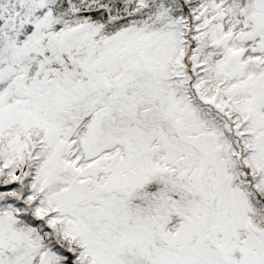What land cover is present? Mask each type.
<instances>
[{
	"label": "snow or ice",
	"instance_id": "snow-or-ice-1",
	"mask_svg": "<svg viewBox=\"0 0 264 264\" xmlns=\"http://www.w3.org/2000/svg\"><path fill=\"white\" fill-rule=\"evenodd\" d=\"M0 264H264V0H0Z\"/></svg>",
	"mask_w": 264,
	"mask_h": 264
}]
</instances>
